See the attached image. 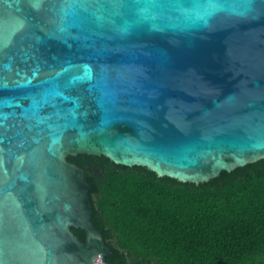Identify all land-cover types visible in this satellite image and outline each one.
<instances>
[{
  "label": "water",
  "instance_id": "obj_1",
  "mask_svg": "<svg viewBox=\"0 0 264 264\" xmlns=\"http://www.w3.org/2000/svg\"><path fill=\"white\" fill-rule=\"evenodd\" d=\"M78 155L195 185L264 160V0H0V264L111 256Z\"/></svg>",
  "mask_w": 264,
  "mask_h": 264
},
{
  "label": "trees",
  "instance_id": "obj_2",
  "mask_svg": "<svg viewBox=\"0 0 264 264\" xmlns=\"http://www.w3.org/2000/svg\"><path fill=\"white\" fill-rule=\"evenodd\" d=\"M67 161L93 187L91 220L111 251L107 264H264V160L197 185L103 157Z\"/></svg>",
  "mask_w": 264,
  "mask_h": 264
},
{
  "label": "built area",
  "instance_id": "obj_3",
  "mask_svg": "<svg viewBox=\"0 0 264 264\" xmlns=\"http://www.w3.org/2000/svg\"><path fill=\"white\" fill-rule=\"evenodd\" d=\"M94 264H107L106 261H101V257L98 256L95 261Z\"/></svg>",
  "mask_w": 264,
  "mask_h": 264
},
{
  "label": "rangeland",
  "instance_id": "obj_4",
  "mask_svg": "<svg viewBox=\"0 0 264 264\" xmlns=\"http://www.w3.org/2000/svg\"><path fill=\"white\" fill-rule=\"evenodd\" d=\"M93 175H97V171L95 170V171H93Z\"/></svg>",
  "mask_w": 264,
  "mask_h": 264
}]
</instances>
